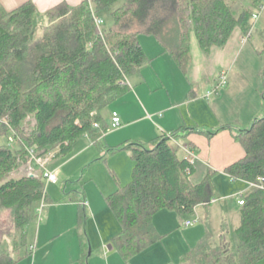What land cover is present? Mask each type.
<instances>
[{
	"label": "trees",
	"instance_id": "obj_1",
	"mask_svg": "<svg viewBox=\"0 0 264 264\" xmlns=\"http://www.w3.org/2000/svg\"><path fill=\"white\" fill-rule=\"evenodd\" d=\"M93 2L94 13L83 1L75 8L64 3L43 14L45 28L37 40L32 38L39 16L35 4L27 2L7 11L0 2V137L8 138L10 129L20 133L13 137V145L0 146V211L13 212L16 234L22 237L14 252L1 248L0 264H17L16 252L26 247L27 228L36 219L33 204L50 201L43 174L7 179L8 174L28 162L30 150L39 158L55 152L58 159L69 155L84 136L100 145L111 127L109 107L130 90L127 79L152 62L139 36L154 37L187 74L193 33L206 54L213 47L224 48L236 30L250 35L262 0ZM95 17H110L112 23L101 29ZM171 23L178 27L171 29ZM262 75L264 99V70ZM30 116L36 124L26 134L24 123ZM179 136L186 135L177 130L121 148L135 163L132 180L106 200L121 226L112 243L126 261L163 238L154 225L158 212L194 215L198 206L209 205L218 195L212 171L202 182H192L195 165L180 158L171 145ZM235 139L246 156L226 174L247 183L264 179V117ZM84 201H79L80 226L88 220ZM244 201L233 246L225 249L209 234L184 256L183 264H257L264 259V189H252Z\"/></svg>",
	"mask_w": 264,
	"mask_h": 264
},
{
	"label": "crops",
	"instance_id": "obj_2",
	"mask_svg": "<svg viewBox=\"0 0 264 264\" xmlns=\"http://www.w3.org/2000/svg\"><path fill=\"white\" fill-rule=\"evenodd\" d=\"M83 1L84 0H0L7 11L16 10L27 2H33L37 8L39 17H42V15L49 10L64 3L71 8H75L81 5ZM252 35L253 34H251L250 37H252ZM245 38L246 36H244L240 30H236L224 48L213 47L211 51L206 54L201 49L197 37L193 33L190 42L191 66L187 74L179 68L174 58L163 46L159 45L162 47L160 48L154 45V41L150 42V39L145 37L144 39L140 38V42L147 56V49H155V52H153L155 56H148L149 59H152L150 63L151 66L153 62L155 63L157 60H163L168 66V70L170 67V76L179 78V81L183 80L184 88L181 87V94L185 98L180 101V103L174 105L173 90H175L176 87L169 84V78L166 74L158 72L161 76L159 78L160 81H158L157 78H153L154 86L150 85V80L147 78V75L143 73V75L135 76V78H138L136 79V83H138L139 86L141 85V87L131 89L132 81L131 78H128L127 84L130 90L116 101L119 103L128 100L132 105V109H136V112L138 111L137 113L142 115L144 112L149 116L148 109L142 97H149L152 99L153 96H156L154 94L159 88L167 87V90H169L167 92L169 101L163 96L158 98L155 97L152 101V104L156 107L152 115L155 116L157 113H162L163 115L158 119L159 122L157 121V123H155L157 132L152 133L151 140L179 130L181 135L186 136L174 138L172 142L175 141L179 143V148L185 153L186 148L193 147L198 156V163H204L205 165V174L200 182L204 180L210 171L214 173V181L218 188L217 197L209 205H201L195 209V215L197 216L199 214L198 217L200 216V221L204 223V235H202V231L199 233V236L198 234L191 235L190 232L187 233L189 240H187L188 243L184 250L180 248L178 252L177 250H174V252L172 250L170 253L168 240L165 239L167 236L174 234L181 226L178 227L179 222L172 224L170 216L165 218V216L161 214L154 217L155 228L158 233L163 236L158 242L159 244L156 243L143 253L126 261L122 258L117 247L112 243V239L121 231L120 224L118 223L119 226L112 228L110 233H105L103 231L99 232V223L95 217L96 213L92 205L90 203L88 204L85 191L79 194L78 191L73 190L71 194H66L64 196L65 199H62V201H56L54 203L53 201L42 202L45 205H49L46 217L41 220L35 239H28L29 227L27 228L26 237L24 238L26 247H23L25 250L22 255L21 251L16 252V256L19 258L17 264H183L182 260L184 256L193 252L205 238L209 237V234L212 236H210L212 239L211 241H218V244L223 248L226 249L228 246H233V243L236 242L234 232L241 226L242 208L239 205L240 198H233L231 200L222 199L219 195L220 185L217 183L216 177L220 174L226 179V183L222 184L225 189L233 187L227 184L228 181L233 184L237 183V181L232 180L226 174V169L234 163L244 159L246 156L243 146L237 142L235 135L242 130L249 129L257 119L264 117L263 75L261 89L258 91L259 93H255L251 98L253 106L247 110L249 112L248 115L246 117L239 115L235 120H233L234 117L231 118L233 114L231 110L233 109H227V107H225L228 93L223 92L224 88L216 91V87L219 83V76L221 74H226L228 78L235 69L237 62L236 57L240 53L242 54L246 48V46L243 47ZM146 46H148V48ZM237 73L241 75L240 78L246 77L241 71ZM228 80V87L226 86L225 88H229L231 85L230 79ZM171 82L173 85H179L177 80L174 82L172 79ZM202 83L210 84L212 88H208L204 92H201L200 85ZM212 92H214V94L208 97V94ZM255 98H257L256 102ZM242 102L243 101L240 100L239 103L236 104V110H238V112L241 110ZM112 112H117L121 115V122L124 121L123 126H125V129L134 125L132 124L133 122H149L145 116H140L138 120L131 122L129 116L132 113L128 116V113H121L116 109L108 112L109 121L111 122ZM120 128H122V125ZM215 132L216 134L214 136H209V133ZM105 139L106 136L104 135L100 141V145H94L98 146L100 149L104 148ZM91 142L94 143L92 140ZM117 143L123 146L125 144H137L141 142L132 140L130 136L125 138L121 134ZM186 157L187 156L183 159H186ZM197 171L198 168L195 166V173L193 176ZM242 184L248 185L245 181H242ZM251 190L250 188L249 191ZM67 197L68 199H66ZM82 200H85L83 206L86 209L88 220V207L90 208L91 214L94 216L93 221L87 220L83 226H80L79 211L81 207L79 204L81 202L79 201ZM200 212H202V214ZM176 214L178 215V219H182L181 215L178 213ZM234 216H238L239 218L237 220V225L230 223ZM165 220L170 224L168 225ZM187 221L189 220L182 222V224L184 223L185 229L192 228L193 226L186 225ZM95 225L97 227V233L94 232ZM15 237L19 239L20 236L15 234ZM161 243L164 248L160 246ZM189 247L190 249L187 251ZM10 251L12 252V250ZM183 252L184 254H182Z\"/></svg>",
	"mask_w": 264,
	"mask_h": 264
},
{
	"label": "rangeland",
	"instance_id": "obj_3",
	"mask_svg": "<svg viewBox=\"0 0 264 264\" xmlns=\"http://www.w3.org/2000/svg\"><path fill=\"white\" fill-rule=\"evenodd\" d=\"M92 5L94 8V2L92 3ZM258 14L259 18L258 20L253 21V29L250 32V35L246 36L244 40L245 42L243 43V47L246 46V48L244 52H242V54L240 53L241 56L239 54L236 57L237 62L235 65V69L232 71V74L228 76L231 85L229 88L223 89L224 93H228L225 107H227V109H233L231 110L233 112L231 116V118L234 117L233 120L238 118L239 115H241L242 117H246L248 115L249 112L247 110L253 106V101L251 100V98L255 95V93H259L258 91H260L261 89L262 73L264 70V9L258 12ZM40 18L41 17L39 16L35 18L32 36L33 40L39 39L44 32L45 22H42ZM102 20L103 25L100 28L103 29V26L104 28H109L112 23V19L108 17L105 19L102 18ZM176 27H178V25H176L175 23L170 24L171 29L175 30ZM251 34H253L252 37H250ZM144 37L150 39V42L154 41V45L162 48V45L159 46L160 44L158 43V41L151 36L142 34L139 36V39H144ZM146 47L148 48V46ZM153 52H155V49H147L148 56H155V53L153 54ZM238 71L243 72L246 77L240 78L241 75L237 73ZM158 72L166 74L169 78V84L176 87L175 90H173V104L175 105L184 100L185 97L181 94V90L182 88H184L182 82L183 80L179 81V78L170 76V67L168 70V66L163 62V60H157L155 61V63L153 62L152 66L151 64H149L142 70L141 74H146L147 78L150 80V85L154 86L153 78H157L158 81H160L159 78L161 76ZM136 79L138 78H135V76L131 78V89L141 87V85L139 86V84L136 83ZM172 79L174 82L177 80L179 85H173L171 82ZM200 87L201 92H204L208 88H212V85L202 83ZM168 91L169 90H167V87L159 88L158 91L154 94L156 96H153L152 99H150L149 97H142V100L148 109L149 116H147L144 112L142 113V115L137 113L138 111L136 112V109H132V105L128 100L119 103L114 102L109 107V111L107 112L116 109L121 113H128V116L132 113L129 116L131 122L134 120H138L140 116H145L149 120V122H133L132 124L134 125L129 126L125 129V126H123L124 121H122V128L112 129L110 127V129L104 134L106 136L104 148L100 149L98 146L94 145V143L91 142L89 137L84 136L76 142L73 151L69 155L55 159L54 157L56 153L51 152L48 155L40 157V159L42 160V164H38L37 161L30 157L28 159V162L23 163L11 173H9L7 179H20L25 176H29L31 173L38 176L44 174L45 170L55 173L57 176L56 183H48L45 179L43 180L46 184V193L48 195V199H50V201H53L54 203L56 201H62V199H65L64 196L66 194H71L73 190L78 191L79 194L85 191L88 204L90 203L92 205V207L94 208V212L96 213L95 217L97 218L99 223V232L103 231L105 233H110V230H112V228L119 225L107 204L106 198L116 192L120 186H126L131 182L135 165L128 151L122 150V145H118L117 141L122 134L125 138H127V136H130L132 140H136L144 144L150 142L152 133L157 132L155 123H157L158 119L163 115L162 113H157V115L155 116L152 115L153 111H155L156 108L152 104V101L155 97L158 98L162 96L166 97V99H168L169 101L167 93ZM240 100L243 101V104L241 106L240 112H238V110H236V104L239 103ZM256 101L257 98H255V102ZM108 122L109 125L112 123L109 120ZM35 124V118L33 116L28 117V119L24 123L25 133L27 134L30 129L35 127ZM19 135L20 133H17L16 131L10 129V133L8 135L9 139L6 137H0V146L8 143L13 145L15 143V140L12 143L10 142V138H15V136ZM171 145L173 149L178 152L180 158H184L185 156H187V152L185 153L182 149L179 148V143L173 141L171 142ZM188 148H186L185 150L187 151ZM198 161L199 160L195 161L194 164L195 166H197L198 171L191 179L194 183L200 182L205 174L204 163H198ZM216 181L220 185L219 195L224 200H231L233 198L239 199L242 194L244 196L250 192V188L248 187V185L246 186L242 184V181L240 180H235L237 181L236 184L228 181L227 184L233 186L230 189H225L222 186V184L226 183V179L220 174L216 177ZM3 182H5V180H3L2 183ZM48 206V204L45 205L42 202L33 204L32 214L36 215V219L29 225V240L35 239V235L37 233L39 225L41 224V220L46 217V213L48 212ZM88 210V221H93L94 215L91 214L89 207ZM200 213L202 214V212ZM161 214H163L165 218L170 216L172 224L179 222L178 227L181 226V228H178L174 234L167 236L165 239L168 240L170 253L172 252V250L173 252L174 250H177L178 252L180 248L184 250L186 244L188 243L187 240H189L187 233L190 232L191 235L198 234L199 236V233L202 231V235L205 234V226L204 223L200 221V216L198 217L199 214L197 216L194 214L195 217L192 215H183L181 216L182 219H178V215L176 213L169 212L168 210H162L158 212L155 217ZM238 219V216H234L232 221L230 220V223H232L233 225H237ZM186 220H196V223L192 228L185 229L184 223L182 224V222H185ZM165 222H167L168 225L170 224L167 220H165ZM94 232L97 233L96 225L94 228ZM15 234L16 231L14 226L13 212L9 209L1 210L0 246L2 247H0V251L1 248L12 250V252L17 250L16 247L18 248L19 245H21L22 238L18 233L17 235L20 237L19 239H17L15 237ZM160 246L163 247L162 243ZM189 249L190 247L187 249V251ZM24 250L25 249L21 246V255ZM184 252L182 254H184ZM257 264H264V259Z\"/></svg>",
	"mask_w": 264,
	"mask_h": 264
},
{
	"label": "built area",
	"instance_id": "obj_4",
	"mask_svg": "<svg viewBox=\"0 0 264 264\" xmlns=\"http://www.w3.org/2000/svg\"><path fill=\"white\" fill-rule=\"evenodd\" d=\"M84 1H86L89 4V8L94 13L93 5H92L93 0H84ZM262 9H264V0H262L259 9L253 15V21L254 20H258V18H259L258 12H260ZM95 22H96V24H97V26L99 28L103 25V20L101 18H99V17H95ZM227 82H228V78H227L226 74H221L220 77H219V83H218V85L216 87V91H219L220 89L225 88L227 86ZM213 94H214V92L209 93L208 94V97H210ZM111 119H112V123H111V128L112 129H117V128H120L121 127V125H122L121 118H120V115L117 112H112ZM94 126L96 128H99V125L98 124H95ZM13 141H14V139L11 138L10 139V142H13ZM186 152H187V158H186L187 161L191 165H194L195 164V161H197V159H198V156L196 155V153L194 151H192L190 149L187 150ZM30 157L32 159H34L35 161H37L38 164H42V160L39 157H37L36 153L33 150H30ZM29 176H37V175L31 173ZM43 176H44V178L46 179V181L48 183H56L57 182V176H56L55 173L48 172L47 170H45ZM248 185H249V187L251 189H254V188L264 189V179L259 178L257 183L256 182L255 183H248ZM239 205L240 206H244L245 205V201H244L243 194L240 196ZM195 223H196V220H194V221H187L186 222V225L187 226H193Z\"/></svg>",
	"mask_w": 264,
	"mask_h": 264
}]
</instances>
